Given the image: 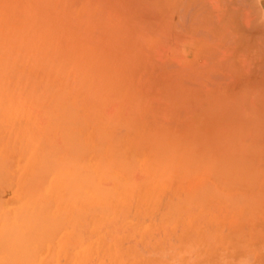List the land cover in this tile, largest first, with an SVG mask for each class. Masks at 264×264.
Returning <instances> with one entry per match:
<instances>
[{
  "label": "bare ground",
  "instance_id": "bare-ground-1",
  "mask_svg": "<svg viewBox=\"0 0 264 264\" xmlns=\"http://www.w3.org/2000/svg\"><path fill=\"white\" fill-rule=\"evenodd\" d=\"M28 1H26V2H28ZM48 1L51 2V3L48 2L49 5L52 3H56V2H57L56 5H59V1H64L63 3L65 5L70 4V6H68L67 8H71V7L77 8V6L80 5L81 11L83 9H85L82 11L84 13L80 16V19L76 18L77 19L76 21L74 19V21L70 25H73L76 27L78 26V28H81L82 31H80L79 29L77 31L85 33L86 37L88 38V43H89V41H90V43L96 42L99 34H101V33L104 34L103 32H105V29L102 28V30H101V28H100V30H98V31L99 32L101 31V32L99 33L96 31L97 27H103L107 24H109L108 27H110V25H111V28H108V29L105 26L107 29L106 32H108L106 34L107 37L105 38V40L107 41L108 37L109 38L112 37L113 39L111 38V40H109L108 43L104 42V44H107V45L101 47L100 48L101 52L99 51V53L102 54L106 50H109L111 52V50H113L112 49V45H113L112 40L114 42H116L117 47L122 44V46H120V48H119L120 50H121V47L124 46L123 43H121L120 45L118 44L120 42V41L118 42V40L119 39L121 40L123 38V37L121 38L120 36H119L120 38L117 37V35L121 34V33L117 34V32H119L118 30H120L119 27H121V25L118 22L115 24V17L112 15V13H114V12H112L111 8H107L108 5L107 6L104 5L103 7L100 6V3L102 1H98L99 2L98 4L95 3L96 2L95 0H68L69 2L67 0H48ZM107 1L109 4L111 0L110 1L107 0ZM164 1L165 2L161 3V4H166V1H167L168 7L165 6L164 8L165 9L168 8V11H169L170 6H173L171 8L172 11L177 9L176 11L178 13L179 22L175 21L176 17H173L174 19H172V17H170V16L166 17V15H168V14H166L164 16V17H166V19L167 18L169 19V17H170V20L172 19L171 21H175L177 23L176 26H175V23L172 24V26L174 25L175 27H177V28H175V30H174V28L173 29H167L168 27L166 29H162L166 26L164 25V27L162 26V28H161V26H159L160 21L158 22V19L156 17H153V18L150 17L151 19L150 18L146 19L148 17H146V18L144 17V16H148V15L153 16V14H156V13L159 14L158 13L159 9L157 10L156 7L159 6L160 2H163V0H135V3L139 2V4L136 5L137 9H139V13L136 11L135 5H133L134 1H133V4H131V5H130V3H132L131 0L130 1L127 0V2L129 3V4L127 3L128 5L122 4L121 1H119V2L125 8L124 9L121 6L122 12H123V10H126L127 9L126 7L129 5L130 6L128 7L129 8L128 10L132 11V9L135 8L134 9L135 13L130 18H133V17L136 18L137 15H138V17H139V15H143V16H141L142 18H140V17H139V19L137 18L139 21L136 20V21H138L137 22L138 24L136 23V25H138V29L140 31V32H137V33H139L138 37L140 39L144 38L148 34V33L146 34V31H149V32L151 31L150 33H152L154 31L158 37H159V35H160V37H162L161 38L162 42L160 41V43H161V45L165 46L164 48H166V49H164V50H166V52H167L168 51L167 48L169 49V46L168 47L166 46L168 44V41L165 40L166 38L171 40L169 42H172V43H174L173 37L175 38V40L178 39L177 41L181 40L184 43L185 39L183 38V40L182 39L179 40V38L182 37V36L180 37L179 35L183 34L184 36H186L185 33L190 32L191 33V35H190L191 41L189 40L188 42H191L193 46L200 48V50L206 49L205 53L210 51V54H208V56H206L205 53L202 54L204 52V50L202 51V53L199 52L200 54L196 53L198 55V57H200V55L202 56V60L205 58L203 61H201V63L196 65L197 67H195V69L197 71H190V70H193L194 68L188 69L186 67L187 65L186 66L183 65L186 62L182 63L183 62L182 60L185 61V59H181L180 61H182V62L179 61V63H180L179 65H176V63L175 64L173 63L174 65L178 66V67H175L174 70H173L174 66L172 64H170L173 66V67H171L172 71L170 70V72H168V73H165V71H164V73L167 74V75H165L163 73L164 76L169 78V81L167 80L168 78L161 81L165 85H166V83H164V82L165 81L167 82L168 87L166 89V86H165L166 90H168V88L174 84H177L179 87L181 84L184 85L182 83L183 81H185V83L187 82V85L188 84L191 85V83H193V85H194V83H198V85H200L201 88L203 87L202 89L199 88L200 91L198 89H195V86H193V88H191L192 90L194 89L193 93H194V91L198 90V93L201 95L200 101L203 102V105L198 104V102H197L198 105H194V106L191 105V106H193V107H191L188 105L186 106V104L183 103L186 107L184 109H182V107H181L180 108L181 110L179 109L180 112H178V114H177V112H175L177 114V119H179L181 121L182 127L184 124H185V127H187V129L182 128L183 131H185V132H182L180 134V135L183 134V136L185 137V140L183 138L184 141L181 139L178 141V143L176 142L175 145L172 144L174 147L171 145L172 142H169L170 146L168 144V146L166 147L167 150H165L166 148H163V147L160 150H159V148L157 149L156 148L157 145L161 148V144L159 145L158 141H157L158 144L156 142H155V144H152V145L150 142H149L150 144L148 143V145L151 146V148L153 145L156 146L155 148L158 150V151H156V152H158L157 153L158 156H157V158L154 157V159L156 162L159 161V163H158L159 165L161 163V165L159 166L160 168H158V169L157 168H151V167L150 168H151V170L154 169L155 173H153V174H155V177L157 176V179H156L157 181L160 180V176L163 177L165 175L164 178L166 179L167 175H169V174L173 175L174 174L173 171L179 172L180 175H178V174L177 175L179 176L180 181L181 180L183 181L185 179V177L186 178L189 177V175L187 176L188 172H190V177L187 179L188 181L192 177L191 175H197V174H199V172H203L206 174V176L208 175V177L211 178L212 182L217 183V184L221 183V184H218V186L216 184H214L217 187H219V185H222L223 182H225V184L222 185L221 187L224 186V188L229 186V185L227 186V184H229V182H230V185H232V186L234 184L237 186L243 185L242 188L244 190V193H242V194H244L245 197L242 198L244 201V202L243 201L242 202H243L244 208H245V214H246L245 219H246V229H247L246 230V236H245L246 237V242H245L246 244L244 245L246 247V249H245V261L246 262L245 261L244 262H245V264H264V5H263V0H164ZM1 2L2 3H0L1 4L0 9H1V6L4 5L3 7L6 10L5 16H7V18L10 20L9 21L6 17H4L7 20V24L12 21L13 17L14 18L16 17L17 19H20V20H17L15 18V19H13V21H16V20L20 21L23 23V25L18 30L17 29L15 30L13 28L9 29V31L12 29L14 30V31L12 30L13 32L11 31L12 34H11V32H8L9 34L12 35L9 38L7 37L9 39V40L7 39V41H10V42L5 44L4 41H6V40H3V39H6V38L4 37L5 36L4 35L2 38V41L4 42L5 45H0V128L5 127L6 128L5 133L7 130H10V131L13 130L15 132L17 127L20 129L21 132L19 130L18 131L21 133V138H20L18 131H16V133H14L13 135H12V131H11V134L9 131L8 135H12V136L15 135V138L13 139V146L15 147V144H18V142H19L20 145L18 144L19 145L18 148L21 149L22 152L25 151V153H27V151H29L30 148L34 149V151L32 150L34 152L33 157L36 156V158L38 159V162L40 164V166L37 165V166H39V167H37L36 162L32 159L35 162V163H33V164H35L34 172H36L37 170L38 171L40 170V172L38 174L37 173L38 171H37L34 175H32V174L31 175L32 176H35L36 174L39 175L38 179L41 180V178H42V181H41L42 183L44 182L45 176L48 175L45 171H47V172L52 171V173H53L54 172L53 170L56 169L57 167H59L61 169V167H64L65 165H68V164L71 166L73 165V161H70L71 164L69 162H68V164L65 162V161H67L66 160L68 158L67 156H69L71 158L74 156V158H76V160L79 161L78 156L81 157L80 154H83V152L85 151V146H86L82 143V140L80 139V137L82 138L83 134L87 133L92 138V140L94 138L96 145L94 144L93 146H95V147H92L91 149H88V150L86 149V151H88V152L92 151L94 153V155L99 156V158L101 156L103 157V158L102 157L100 158V159H102L101 161L98 158L99 162H101V164L99 166L98 165L97 166L99 169H101L102 175L106 178L104 167H105V169L109 170L112 167H114V165H113V163L112 164L111 163H108V164L104 163V161H103L104 156L101 154V152L104 150V149L102 150L103 145L105 143L111 144L110 148L112 147V149H111L112 151L109 150V152L113 153L114 152L113 148H114L117 150L118 153L115 151V153H113L112 155L114 156V154L115 155L119 154V156H120L121 153H119L120 151L118 150L119 149L118 147L120 146L119 140L121 139V137L123 135L122 130L123 129H125L124 131H128L129 129L133 130L132 127L135 125V122L140 119L139 117L143 116V118H144V115H145L144 113H145V111H147V107L145 109L143 108V107H145V105L143 104V100L140 99V97L136 98L137 96L140 95V94H138V92L139 91L142 92L143 90H141L140 87L137 90L135 88L134 89L132 88L133 91L135 90V92L137 94L133 100V104H135V105H134V107H132V106H130L131 105L130 103L126 104V106L123 108L124 110L122 109L123 112H122V118H121L117 114V110H116L117 107L115 106V103L117 101H119L118 97H117V95L119 96V93L116 94V92H118V91H116L111 86V84H110L111 82L109 83L107 81L108 78L106 75V69H110V68L113 69V67L115 65L114 63L117 64L119 58H117V61L113 60V59L107 57L109 54L106 55V53H105L104 56L100 55V57H98L99 59L95 56L97 60L94 61V57H92L90 55L88 56V54H85L88 57L85 56L83 58V56H80L79 59L78 58L76 59V56L66 55V57H67V61H66L63 59V55L61 56L62 58H60L59 56H55V55H58V53H57V51H59L58 49L60 48V50H61V47L58 44L59 40L56 43V40L53 39L52 41H54L55 43L54 42L51 43V42H47V41L45 42L44 41L45 39L44 40L42 39V34H43L42 30H44V29H41V27L43 25L49 24V22L44 15H43V17H45L46 19L45 18L44 19L47 21H44L43 19H41V18H43L42 14H44L43 11H45V9L41 8V9H39L40 11L34 9L35 6H38L37 5L38 0H32L31 4H30L31 6H29V5L26 6L28 3L25 4V3H20L18 1H13V0H12V2H11V0H9V1L1 0ZM41 2H42V0H39L40 4L39 3L38 4L42 6ZM120 4H117L114 7H116V8L119 7V9H120ZM81 7H82V9H81ZM162 8H163V5H162ZM52 10H53V8H52ZM57 10H60V9H57ZM57 10L55 12H57ZM37 11H39L40 13H38ZM65 11H64V15H65ZM90 11H93V14ZM131 11H129V12L131 13ZM164 11H167V10H164ZM164 11L162 13L163 15L165 14ZM176 11H174V12H176ZM55 12H53V13H55ZM86 12H87V15L89 16V18L87 15H85L87 18H83V17H85L84 14ZM1 13L2 12L0 10V14ZM62 13H61V16H64V15H62ZM2 14H4V13H2ZM39 14H40V16H39ZM176 14H175V16H177ZM91 15L94 17L92 18ZM117 15L118 14H116V16ZM38 17L39 18L41 17L40 20H42L40 22V24L38 23V21H39ZM119 18L118 19L116 18V19L119 21V20H121V18L120 19ZM154 18H156L155 19L156 21H153ZM0 19H1V17H0ZM122 19H123V21L121 20L122 21L121 24H123V26H125V27H122L123 30H124V28L126 29L127 26H128L127 27V29H128L130 24H126V23L124 24L125 20H124V18H122ZM166 19H165V21H163L164 24H166L165 23ZM170 20L167 23L171 22ZM161 21H162V19H161ZM0 22H2L1 24L4 25L3 28L6 29V27H7L6 30L2 29V32H7L8 27H10V26H6L2 20H0ZM20 22H17V23L19 24ZM129 22H130V19H129ZM17 23H16V25H17ZM130 23H132V21ZM1 24H0V26H1ZM40 25H42V26H40ZM65 25H67V24H65ZM90 25L95 26V28H94L95 30H93V31L97 32L98 36L97 35H96V37L94 36V33L92 32L93 27L91 28ZM112 25H113V27H112ZM114 25L119 26L118 29H116L117 32L116 31L114 32V34L115 33L117 34V35L115 34L116 35L115 38L117 37V39H115L114 36L110 37V35H108V34L112 33V31H111L112 29L114 30L115 28H117V27L114 28ZM136 25H133V23H132L131 26H136ZM167 25L169 27H172V26H170V23ZM45 27L46 26H43L42 28H45ZM89 28H91V30ZM57 29L53 33H55L56 31L59 33V31ZM73 29H74V27H73ZM108 30H110V32ZM131 30L133 31V34H134L135 33L134 29L132 28ZM45 31H46V33H49V30H48V32H47V30H45ZM72 31H74V30H72ZM120 31L122 32V29ZM128 31H129V29L126 30L125 33L126 32L128 33ZM143 32H145V33H143ZM183 32H185V33H183ZM58 33H57V35H58ZM125 33L121 34L122 36H124V38L126 37L124 35ZM85 35L84 36L81 35V36L85 37ZM151 35H150L151 38H149V39H152L153 35L152 36ZM90 36H93L92 38L94 39V41ZM154 36H155V34H154ZM239 37L244 39V40H242L243 43H244V41L246 43H244V44L237 43V41L239 40ZM10 38H11V40H10ZM85 38H83V39H85ZM134 38L136 39L135 35H134ZM155 38H156V36H155ZM99 39H100V36H99L98 40ZM140 39H139V43H140ZM153 39H152V41H153ZM64 40L61 39L62 44H64ZM124 40H126V38L123 39L122 42ZM177 41H175V42H177ZM97 42L99 44V41H97ZM158 42H159V40H157V43ZM142 44H144V41ZM155 44H156V42H155ZM73 45H75V44H73ZM157 45H159V43ZM157 45H156V48L161 46V45H159V46H157ZM171 45H173V44H171ZM65 46L66 45L64 44V47ZM116 46L114 44V47H115L114 49L117 51L118 48ZM138 47H140V46H138ZM207 47H208L209 51L207 50ZM66 48H70V47L66 46L65 49ZM102 48H104L106 50H104ZM156 48H155V50L157 51L158 48L157 49ZM175 48L176 47H174V49ZM177 48H176V50H177ZM136 49H135V52L132 51V54H134V53L139 54L140 53V52L139 53L136 52ZM181 49H182L183 53H186V54L190 53V52L188 53V51L185 52L184 47H180V49H179L180 52H181ZM153 50H154V48H153ZM164 50H162V51H164ZM142 51H144V50L142 49ZM250 51L253 53V56H251V57L252 58L254 57L253 58V61L255 60L254 63L251 62V59H250L251 57L248 58L250 55L249 53H251ZM148 52H149V50H148ZM148 52L146 51V55ZM151 52H153V51H151ZM159 52L164 55V52H161V51H159ZM121 53H118V54H121ZM123 53H125V52H123ZM175 53H177V52H175ZM247 53L249 54L248 57L246 55ZM143 54H145V53H143ZM156 54H159V53H156ZM139 55H142V54H139ZM170 55L168 57H170ZM181 55L186 56L185 54H181ZM190 55L191 54L188 55L189 58H190ZM203 55H205L206 57L203 58ZM11 56L15 57L14 61H16L17 59L20 60V64H17L16 67L21 65V64L23 65L22 69H27L26 67H28V68L30 67L29 69H31V70L33 69L32 70L33 73L36 71V75H33L31 72V75L28 74L29 75L28 76L24 70H18V71L16 70V72H15V66H14L15 62L13 63V65L10 63L12 61L9 62ZM125 56L126 57H130V56L133 57V55H130V54L125 55ZM148 56H151V54L148 53ZM148 56H146L147 57L146 60L143 59L144 61L142 59H141L142 61L138 60V59L136 60V57H133L136 64H133V63H135L133 61V59L131 60V61H133L132 64L134 66L137 65L139 67V64H137V62L141 61V63L144 64L145 61L149 60ZM174 56H177V55L174 54V55H172L171 58L173 59ZM69 57L71 58L70 60H72V62L69 60ZM126 57H123V60H125ZM156 57L158 58V55ZM160 57H162V56H159V58ZM177 57H180V55ZM193 57L194 56L192 55V57L190 59H192ZM120 58H121V55H120ZM151 58H153V60ZM151 58L150 59L154 62L153 55ZM164 58H165V56H164ZM180 58H183V57H180ZM73 59L75 61H73ZM130 59L131 58H129V60ZM179 59H176V60L178 61ZM249 59H250V61H249ZM121 60H122V58H121ZM121 60L119 59V62ZM127 61H128V58H127ZM157 61H159V60H157ZM162 61H164V59ZM162 61L160 60V62H157V63L160 64L159 66H161L162 68H165L164 66L168 65L171 60L168 59V61H165V65H163L164 62H162ZM186 61H187V59H186ZM196 61L194 60L195 63H196ZM153 62H151V63H153ZM172 62H174V61H172ZM199 62H200V60H199ZM149 63H150V61H149ZM166 63H168V64H166ZM189 63H190V61H189ZM192 63H193V61H192ZM195 63H193L192 65L195 66ZM120 64L122 65V63H120ZM151 66L149 64L148 68ZM143 67L144 66H142V68ZM145 67H146V65H145ZM152 67H151V70H152ZM188 67L189 68L191 67L190 64ZM29 69H28V71H29ZM136 69H138V68H136ZM144 69L145 68H143L141 70H144ZM166 69H168V68H166ZM90 70L92 72H90ZM147 70L151 71L149 68V69H146L145 72H147ZM127 71H128V68H127ZM159 71H160V69H159ZM145 72H144V74H145ZM148 72L146 74H148ZM152 72L154 74V71H152ZM136 73H138L137 75H139L141 72L138 71ZM142 73H143V71H142ZM146 74L143 76V78H145ZM160 74L161 73L159 72L158 75H160ZM53 75H55V76L57 75L58 78L62 77L61 79L65 80V84H67L66 81L70 78L71 79L70 89L68 88L69 85H67L68 89H65L66 86L64 87V89H59L58 87H56L58 85L56 83L54 84V79L57 81L58 78L57 77L55 78ZM142 75L140 74L138 76V78ZM63 76H65L66 78H64ZM95 76H96V79H95ZM154 76H156V78H157V75H154ZM143 78L141 77L140 79H142V81H143ZM170 79H173L174 82H172L173 80L170 81ZM224 80L226 81V83L229 82L228 80H235L233 82L230 81L231 84L228 83V84H230L231 88H232V86L236 87V88H234L235 91L233 93L231 92L233 90L228 91V93L231 92L230 94H228V93H226V91L224 89H220L223 87V84H225L224 86H226V83L223 82ZM158 82L160 83V81H158ZM170 82H171V84H170ZM179 82H180V84H179ZM189 82H191V83H189ZM141 83L142 82L140 81L139 84H141ZM148 83H149V81H148ZM68 84H69V82H68ZM130 84H131V82H130ZM142 84L144 86L146 83H142ZM146 85H148V84H146ZM187 85L185 87H189ZM198 85H197V87H198ZM135 87H137V86H135ZM145 87H147V86H145ZM172 87L175 88V85ZM215 87L219 90L220 93H217L216 91H214V94H211L210 89L211 88L213 89ZM62 88H63V86H62ZM159 88H160V86L156 89V91L159 90V93H158V91H157V93L154 92V93H156V95L158 94L156 98L161 99V97H162V100L164 98L167 99V97H165V96H167L165 90L161 91V89H159ZM174 88H172V90ZM181 88H177V89H179V91H177V92H180ZM227 88L225 87V89H227ZM76 89H78V90H76ZM182 89H183V91L185 90L184 87ZM191 89L186 88L185 91L190 90L188 92L191 93V91H192ZM74 90L78 91V93H79V91L82 92L83 98L84 97L87 98L86 99L87 102L90 101L93 103V105L88 106V107H84V110H80L76 107V105L79 104V102H76V104L74 103V105L71 106L72 104L69 103V100H70L69 98L71 96H75V94H73ZM150 90H151V87H150ZM113 91H116V92H113ZM160 91H161V93H160ZM163 92L165 93V95ZM177 92H173V93L176 94ZM190 93H188V95ZM115 94H116V96H115ZM159 94L160 95L163 94L164 96H160ZM177 94H179V93H177ZM180 94H181V96L184 94L186 96H188L186 94V92L184 94L180 92ZM148 95L150 97L152 96V99H153V96H155V94L150 95V93ZM169 95H168V97H169ZM172 97H173V95H172ZM67 99H68V101H67ZM79 99L81 100V98H78L77 100H79ZM170 99H172V98H170ZM175 99H176L175 103H177L179 100L177 101V97ZM147 100H149V99H147ZM184 100H186V98ZM65 101H67V103ZM84 101H85V99H84ZM181 101H182V99H180V102ZM82 102H83V100H82ZM68 103L70 105H68ZM124 103L125 102L123 101V106L125 105ZM85 104H86V101H85ZM181 104H179V105H181ZM188 104H190V103L188 102ZM87 105H89V103ZM179 105H178V107H179ZM184 105H183V107H184ZM112 106H113V108H112ZM98 107L101 109V111H98V113H97ZM160 107L163 108L161 111H163L166 108V106H165V108H164V106H160ZM169 107L167 106V109ZM172 107H173V105H172ZM148 110H149V107H148ZM151 110L154 114L152 113L153 114L152 116H151V114L149 116H146L148 118L147 120H150L149 124L151 122L153 124L152 127L149 125L150 129L151 128L153 129V127L158 128V125H159V129L162 126L163 127L162 129L165 130L164 122L169 121V119H168L169 116L166 115L167 110H164V113H162V114H161V111H159L161 115L160 114H158V115H160V116H158V115L156 116L155 114H157V113H155L152 108H151ZM165 111H166V113H165ZM192 111L195 113L197 112V114L199 112L202 115V117L208 122V125H210V127H211L210 135H204L203 133H196L195 134V132H194L195 130H192V128H191L193 123L191 122L192 123L191 126L188 123L189 117L190 116L192 117L195 114V113L193 114ZM99 112H100L101 116H100ZM147 112H149V111H147ZM169 112L174 113V111H171V110ZM149 113H146V115H148ZM169 114H171V113H169ZM10 115L15 116V117L17 115H19L20 118H21V116L26 117V118H28L29 122L26 121V124H25V122H23V120H22V122H23L22 123L21 119H20L19 125L21 127H19L17 125H16L17 127H15V124H14V127H12V125H11L12 123L8 124V122H7L8 119H10V117H8ZM154 115H155L156 119H155V117H153ZM4 118H7V119H5L6 121L4 120ZM13 118L11 117V119H13ZM200 118H201V116H200ZM170 120H171V118H170ZM13 121L15 122V119H13ZM17 122H15V123H17ZM33 122H34V124L29 127V124L33 123ZM99 123H102V124H99ZM186 123L190 126V128H189V126H187ZM22 124L23 125L25 124V125L22 127ZM165 124H167V123H165ZM181 124L179 123L180 127H181ZM102 125L104 127H108V128L111 127L110 129H114L115 131L111 130L110 131L111 134H110L109 132H107L108 130H106L108 128L102 129V127H101ZM192 127L194 128V126H192ZM12 128H14V129H12ZM102 130H106V132L102 131ZM158 131L161 134V137L163 138L162 133H161L162 131L161 132H160V130H158ZM186 131H188L189 134H188V132L186 133ZM5 133L2 134V129H1V133H0L1 136L0 137H2L4 139L5 135H7ZM107 134H110V135H107ZM156 134L157 133H155V135ZM8 135H7L8 139L5 137L8 140V142H6L7 140H5V142L3 143L2 138H0V141L2 140L1 143L3 144L4 147H6V146L9 147V145H8L9 140L12 139L11 138L12 136L9 137ZM23 135L25 137H23ZM146 135H145V137H146ZM165 135H166V132H165ZM173 135H174V133H173ZM156 136L160 137L159 135H156ZM167 137H166V139H168ZM171 137H172V135L169 136V138H171ZM115 138L116 139L118 138L117 142H119V143L116 142ZM175 138L178 139L177 137H175ZM15 139L18 140L16 143H15ZM107 140H108V142H107ZM160 140H161V142L163 141L162 139H160ZM164 140H165V137H164ZM138 142H143V141L141 139V141L138 140ZM145 142H147V141H145ZM114 144L117 148L114 147ZM10 145H12V143ZM91 145L92 144H90V146ZM117 145H119V146H117ZM137 145H138V143H137ZM144 145H146V144H144ZM10 147L13 148L12 146H10ZM196 147H199V148L201 147L199 153L193 151L194 148L196 149ZM15 148L17 149V147H15ZM15 148H14V150H16ZM151 148H148V149L150 150ZM169 148H170V151H168ZM163 149L165 151H162ZM190 150L193 151L192 155H191ZM53 151L55 154L58 153L59 151L64 152V156L66 159L64 158V160H63L64 162L62 164H61L62 161L58 162L57 158H56V160H55V158L53 160V158H52L53 155H51V152H53ZM86 151H85V153H86ZM150 151L153 152V150H150ZM35 152H37V154ZM165 152H166V154H165ZM200 152H201V154H200ZM54 153H52V154H54ZM193 153H194V155H193ZM153 154H154V152H153ZM162 154H164V155L162 156ZM112 155H111V158H112ZM152 155L150 156V158L151 157L153 158ZM159 155L162 157H160ZM181 155L186 158V161L189 159L188 160L189 162L182 161L181 158H179ZM198 155H199V158H198ZM119 156L117 155L116 157L117 158L123 157V156H120V157ZM7 157L5 158L6 161H5V159H4V161L2 159H0V160H2V162H0V166H1L0 168H2V170L0 169L1 170L0 172H3V171L6 172L5 175H8L7 174L8 172L5 171L6 170L5 167H7V163L10 162V161L7 162V160H8ZM114 157L112 159L116 160L117 158H114ZM31 158H32V156H31ZM177 158H178V160L179 159L181 160V163L183 162V164H184V165L182 164L183 166L176 163ZM86 159H87V157H86ZM112 159H109L108 161L110 162V161H112ZM10 160L12 161L11 158H10ZM68 160H70V159H68ZM131 160H132V158H131ZM117 161H116L117 162L116 165L117 164L119 165L120 162H122L123 170L126 167L125 173L123 172L122 168L118 167V169H121L119 171H121L122 174L124 173V176L122 179L119 178L118 175H116L118 178L116 176L112 175V177L113 176L116 177V180L118 179L116 182L117 184L119 183L118 187L119 186L122 187V188H120L122 190L127 189V190H129V192H130V190L131 191L132 190L133 191L140 190L139 189L140 185H142L141 183L144 182V181H142V179H145V178L139 179L138 177H140V175L139 176L136 175L137 170H136V168H134L135 162L132 161V163H133L132 164L131 161H129L131 163V164H129V162L126 161L125 162L126 166L123 167V165H125V163L123 164V161H125V159L121 158L120 162H119V159H117ZM152 161H153V159H152ZM152 161H150V163ZM3 162H6V164H4ZM59 163L62 166H60ZM84 163H83V165H84ZM127 163H128V166H127ZM28 164H30V163H28ZM33 164L31 165V167L33 166ZM105 164L107 167H108V165L111 164L112 167L110 166L111 168L109 167V169H108V168H106ZM69 165L67 167H70ZM75 165H76V163H74V166ZM179 165H180V167H179ZM205 165H206V167H204ZM10 166H12V165H9V167ZM78 166L81 167V165H78ZM78 166L76 167L77 169L80 168ZM86 166H84V167H86ZM150 166H151V164H150ZM201 166H203L204 168ZM48 167L52 168V170H50V168L48 169ZM135 167H136V165H135ZM188 167H190V168H188ZM200 167L202 168V171H201V169L198 170V168H200ZM35 168H37V169H35ZM76 168H74V169L71 168V170H70L71 174H68V175H66L67 173L66 174L62 173V171H60L58 173L57 172L58 169H57V171H55V172H57V174H55V172H54V174L56 176H61V174H64L63 177L61 176L60 178H62V179L64 178L65 180L67 179L66 182L64 180L62 182V183H65L64 184L65 186L63 185V187H62L63 188V195L61 194V196L66 197L67 200H69V198H70L71 201L73 200L71 198H74L75 203H76V201H79V200L80 201L84 200V199L86 200L88 198H86V195L82 193V191H84V188L86 187L85 189L88 188L87 190H91L92 192H94L97 200H100L103 196H104L103 198H105L106 195L108 196L111 193H112L111 197L113 198L115 191H113L112 188H110V187L108 188V186L105 185L106 187L103 189L102 186H101V188H100V186H98L99 183L95 184V181L93 180V176L90 173L92 171L91 169L89 172V170H88L89 168L88 169L86 168L88 171L84 170V172H83L82 171L83 167H81L82 169L80 168V171H82L83 172L82 173V172H78L79 169L77 170ZM187 168H188V170H187ZM72 169H73V171H72ZM75 169H76V171H74ZM116 169H115L114 174H116ZM159 169H161V170L159 171ZM193 170L197 171L198 173L196 172L197 174L196 173L192 174ZM4 172L2 174H3V177L6 181V178H8V177L5 178ZM96 172H98V171H96ZM110 172H112V170ZM25 173H26V171H25ZM150 173L152 174L151 171H150ZM157 173H159L160 176L156 175ZM183 173L185 174V176H182ZM14 175H13V178L15 177ZM43 175H44V177H43ZM144 175L146 176V178L149 176V175L143 174V176ZM177 175H175L176 178H178ZM21 176L23 177L24 175H21ZM32 176H28L27 180L29 177H31V179L29 178L30 179L29 181L34 183V179L32 178ZM108 176H110V175H107V177ZM180 176H182L184 178L181 179ZM200 176H197V177H200ZM202 176H204V174H202ZM112 177H111V180L113 179ZM155 177H153V178H152V176H151V178L149 177L148 181H150V180L152 181V179H153V182H154ZM0 178H2L1 175H0ZM168 178L166 180L171 181V179L174 177L170 176ZM24 179L26 182V177ZM38 179H36V181ZM162 180H163V178H162ZM175 180L177 181V179H175ZM29 181H28V184L30 183ZM36 181L34 184L41 183L39 181H37V182ZM53 181H54V179H53ZM148 181H146L142 186H145V184L148 183ZM172 181H173V179H172ZM176 181H174V183L178 182V181L177 182ZM1 182H2V179H1L0 183ZM226 182H227V184H226ZM33 183H31V185H27V186H23V184H22L23 190H26V192L25 191H22V192L27 194L29 190H31V192L34 191L33 188L30 189V187L32 186ZM62 183H61V186H62ZM207 183H205L203 186H200L201 188L199 187L200 189H198V191L196 189L197 193L195 192L196 194H194V196L197 195L199 192H201L204 195L206 193V195H214V196L217 195V193H218L217 196H219V192L217 190L216 191L213 190L215 187L213 188L212 185L210 186V185H208L209 183L208 184ZM105 184H108V183L105 182ZM109 184H111V183H109ZM170 184H171V182H170ZM8 185L9 184L7 182V186H5V187L6 188L9 187ZM24 185H25V183H24ZM149 186H151V184ZM25 187L28 189H24ZM59 187L60 186H58V188ZM115 187L117 188V186H115ZM3 188H1V190H3ZM107 188H108V190H107ZM224 188H222V189L226 190ZM228 188H230V187H228ZM234 188L236 189V186ZM1 190H0V192H2ZM4 190L6 191V189H4ZM109 190H111V191H109ZM60 191H61V189H60ZM207 191H209V192L207 193ZM212 191H214V193H216V192L217 193L216 194L211 193ZM227 191H228V189H227ZM238 191H239V188H238ZM122 193H123V191H122ZM136 193L138 194L137 191H136ZM201 193H199V194L201 196H203ZM2 194H0V195H2ZM98 194H99V197H101L100 199L97 198ZM199 194H198V196H199ZM20 195H23V194H20ZM92 195L93 194L90 195L91 197L87 196L90 198L89 200H93L92 199L93 197L95 198V196L93 195V197H92ZM126 195H127V193H126ZM236 195L237 194H234V196H236ZM33 196H34V194H33ZM132 196H134V195L132 194ZM194 196H193V198H194ZM41 197L43 198V197H47V196L46 195L45 196L40 195V198ZM111 197L109 198L110 202L112 201ZM114 197L116 198L117 196L114 195ZM120 197H121V195H120ZM195 197H197V196H195ZM36 198H34V200ZM40 198L38 197V199H40ZM48 198H50V197H48ZM52 198L53 197H51V199ZM107 198L108 197H106L105 199H107ZM197 198L199 199L200 197H197ZM0 199H2L1 196H0ZM62 199H63V197H62ZM117 199L118 198H116V200ZM120 199L121 198H119V200ZM198 199H196V200H198ZM42 200H44V199H42ZM42 200L40 199L39 202H41ZM116 200L113 199V202ZM194 200H195V198H194ZM52 201H53V199H52ZM62 201H60V202H62ZM187 201H189V200L187 199ZM187 201H185V202H187ZM32 202H33L32 206H34L35 203H38V200H37V202L35 201V203L33 200H32ZM43 202H45V201H42V204L39 203V204H41V207H40V205L35 204L36 206H34V207H36V208L33 207L30 210L27 209V211L29 210L31 212L25 213L26 215L23 214V217H21L22 216L21 213L23 212L22 211L20 213L21 216L18 215L20 219L22 218L20 221L21 222L20 225L17 224L14 226V224L11 223V224H13V226H12V225H9L10 223L6 224L4 221H2V224L5 223L3 225V229H2V226L0 224L1 229L5 235L2 237L3 234L0 233L1 234V236H0L1 237L0 238V247L2 248V252H4L5 256H6V254H8L7 256H9V254H10V256L12 255L9 258L7 257L8 258V260H7L8 262H6L7 264H12V263L14 264L16 262H17L16 264H39L41 259L39 261H37L38 255L40 254V253L38 254L37 251H38V248H40V245H41V247H43V245H45L44 243H46L48 238H49L48 241L49 240L51 241L53 239L49 236L51 234H54L52 232L56 233L58 231V228H62V227H59L60 224L62 226L67 227V225H65V224L69 223V222H67V220L70 219L69 213L71 212L69 210L70 207L68 206L69 203L66 202L67 206H68L67 212L69 211L68 212L69 215L68 214L65 215V217L68 218L67 220L65 219V222H66L65 223V222H62V220H61V217L64 216L63 214H59L57 216V214H58L57 213L55 215V217H53L50 214L51 216L48 215V216H50L49 217L50 219L45 217L46 212L49 213L50 210H48L49 209L48 199H47L46 203H43ZM171 202H172V200L169 202L171 207H172L174 204H171ZM185 202H184V204H187V203L190 204L191 203V202L190 203L189 202L185 203ZM139 203H142V202H139ZM46 204H48V205H46ZM76 204L80 205L81 203L79 202ZM176 204H177V202H176ZM179 204H180V202H179ZM234 204H236V202ZM82 205H83V203H82ZM111 205H112V203H111ZM170 205L168 206V208L170 207ZM30 206H31V204H30ZM45 206H47V208ZM64 206H62L63 209L65 208ZM94 206H96V205H94ZM50 207H51V204H50ZM80 207H82V206H80ZM89 207H91L93 209V206H90V205L87 207V209H86V207H84L85 208L84 215H86V213H89L88 209L90 211H95L94 209L92 210ZM113 207H114V204H113ZM27 208H30V207H27ZM77 208L78 209H74V210L75 211L78 210V212H79L80 211L79 207H77ZM21 210H23V209L21 208ZM21 210H19V212ZM169 211H171V209ZM25 212H26V210H25ZM58 212H60V211H58ZM16 213H17V211H16ZM62 213H65V212H62ZM76 213L77 212L72 214L73 215V217H71L72 221H73V219L83 218V217H81L83 215L82 212H80L79 214H76ZM61 215H63V216H61ZM16 216H17V214H16ZM59 216H61V217H59ZM76 216H78V217H76ZM163 217H165V216H162V218ZM4 218H5V216H4ZM82 220H84V219H82ZM86 220H88V218H86ZM74 221L76 222V224L79 223V222H77V220H74ZM74 221L72 224L75 223ZM6 222H7V220H6ZM62 223H65V224L63 225ZM102 223H103V221H102ZM72 224H69V225L72 226ZM85 225H87V223ZM75 226L78 227V225H75ZM79 226H80V224H79ZM4 227H6V228H4ZM56 227H57V229H56ZM21 228H22V231L20 230ZM69 228H71V227H69ZM72 228H73V226H72ZM79 228H82V226H80ZM5 229H7V232H5L6 231ZM19 230L21 231V233H19ZM50 231H51V234L49 233ZM74 231L77 232V229ZM23 232H25V233H23ZM76 232L74 233V235L75 234L78 235ZM58 233H59V231H58ZM82 235L83 234H80L81 240L83 239ZM74 237H72V239ZM211 240H212V238H211ZM65 241L63 242L64 244H65ZM50 243H52V241ZM71 243L72 242L66 243V246L70 245L69 249H67V250H70L71 246L73 245V244L71 245ZM65 250H66V248H65ZM55 251H57V249ZM52 252L50 253V255L52 254ZM42 253H43V251H42ZM50 255H48V256H50ZM156 255H158V254H156ZM14 256H15V258L16 257L17 258L15 259ZM48 256H47V259H48ZM52 256L53 255H51L50 257L53 259L54 256L53 257ZM1 257L3 258V255ZM7 258L6 257L3 258L4 261ZM170 259H171V257H170ZM9 261H11V262H9ZM42 261H43V258H42L40 263L44 264V263H42ZM45 262H48V260ZM239 262H241V261H239ZM172 263H174V261ZM165 264H167V263L165 262ZM169 264H171V263H169ZM222 264H224V263L222 262Z\"/></svg>",
  "mask_w": 264,
  "mask_h": 264
},
{
  "label": "rangeland",
  "instance_id": "rangeland-1",
  "mask_svg": "<svg viewBox=\"0 0 264 264\" xmlns=\"http://www.w3.org/2000/svg\"><path fill=\"white\" fill-rule=\"evenodd\" d=\"M4 1V0H3ZM5 1H9V0H5ZM13 1H18V2H20V3H28L26 6H31L30 4H31V1L32 0H26V1H28V2H26L25 0H13ZM22 1V2H21ZM68 1V0H67ZM96 2L95 3H99L98 1H102L101 3H100V6L101 7H103L104 5L105 6H107L108 5V7L107 8H111V10H112V12H114V13H112V15L115 17V24L118 22L120 25H121V27H119L118 25H114V28L115 27H117V28H115L114 30L112 29L111 31H112V33L111 34H108V35H110V37L111 36H114V38H115V36L118 34V33H121V34H123V33H125V31L126 30H128L129 29V31H128V33L126 32L124 35L126 36L125 38H126V40H124L123 42H122V40L123 39H125L124 38V36H122L121 34H119V35H117V37H123L121 40L119 39L118 40V44L120 45L121 43H123V47H121V50L119 49L120 48V46H122V44L120 45V46H116V42H114L113 40H112V42H113V45H112V49L113 50H111V52L109 51V50H106V49H104V48H102V49H104V50H106V51H104L102 54L101 53H99V51H100V48L101 47H103V46H106L107 44H104V42H107L108 43V41L109 40H111V38H109L108 37V39H107V41L105 40V38L107 37V33L108 32H106V30L108 29V28H111V25H110V27H108L109 26V24H107V25H105L106 27H107V29H106V27L105 26H103V27H97V29H96V31L97 32H99L98 30H100V28H101V30H102V28L103 29H105V32H103L104 34H99V36H100V39L98 40V38H99V36H98V34H97V32H94L93 30H95L94 28H95V26H93V25H90L91 26V28L93 27V29H92V32L94 33V36L96 37V35L98 36L97 37V41H99V44H98V42L96 41V42H91L90 43V41H89V43H88V38L86 37V35H85V33H82V32H79V31H77L78 29L80 30V31H82L81 30V28H78V26L76 27V26H73V25H70L73 21H74V19H75V21L77 20V19H80V16L84 13V12H82L83 10H85V9H83L82 11L80 10V5H78L77 6V8H73V7H71V8H67L68 6H70V4L69 5H65L63 2L64 1H59V5H56L57 4V2L56 3H52V4H50L49 5V3H51L50 1H48V0H42V2H41V4H42V6L41 5H39L40 3H39V0H38V2H37V5L38 6H35L34 7V9H36V10H39V9H41V8H43V9H45V11H43V13L44 14H42V17H43V15L47 18V20H48V22H49V24H47V25H43V26H46L45 28H42L43 26L42 25H40V26H42L41 27V29H44V30H42L43 31V34H42V39L46 42H54V41H52L53 39L54 40H56V43H57V41L59 40V42H58V44H59V46L61 47V50H60V48L58 49L59 51H57V53H58V55H55V56H59L60 58H62L61 56L63 55V59L64 60H66L67 61V57H66V55H70V56H76V59L78 58H80V56H83V58L85 57V56H87V55H85V54H88V56L90 55V56H92V57H94V61H96L97 59H96V57L98 58V57H100V55H105V53H106V55H108L107 57H109V58H111V59H113V60H116L117 61V58H119L120 60H121V58H122V62L120 61L119 62V59H118V63L116 64V63H114L115 65H114V67H113V69H106V75H107V81L111 84V86L116 90V91H118V92H116V91H113V92H116V94H118L119 93V96L117 95V97H118V100L119 101H117L116 103H115V106L117 107L116 108V110H117V114L122 118V112H123V108L126 106V104H128V103H130L129 105L130 106H132V107H134V105L135 104H133V100H134V98L136 97V92H135V90L133 91V89L135 88L136 90L140 87V89L141 90H143L142 92L141 91H139L138 92V94H140L139 96H137L136 98H138V97H140V99H142L143 100V104L145 105V107H143L144 109L147 107V111H151L150 113L149 112H147V111H145V115H144V118H143V116L142 117H139L140 119L138 120V121H136L135 122V127L133 126L132 127V129L133 130H131V129H129L128 131H124L125 129H123L122 131V133H123V135H122V137H121V139L119 140V142H117L118 141V138L116 139V142L117 143H119L120 144V146L119 145H117V146H119L118 148V150L120 151L119 153H121L120 154V156H123V157H120L119 156V154H117L120 158H117L116 156L117 155H115L114 154V156L112 155L113 153H115V151L117 152V150L116 149H114L113 148V150H114V152L112 153V152H109V150H111L112 149V147L110 148V145L111 144H107V143H105L104 145H103V148H102V152H101V154L104 156V159H103V161H104V163H106V164H108V163H113V165H114V167H112V165L110 164V165H108V167L106 166V164H105V166H106V168H108L109 169V167L111 168V169H109V170H107V169H105V167H104V171H105V174H106V178L102 175V171H101V169H99L98 168V166L101 164V162H99V159L102 157H100L99 158V156H95L94 155V153L92 152V151H90V152H88V151H86V149L88 150V149H91L92 147H95V146H93L94 144L96 145V142L94 141V138H93V140H92V138L87 134V133H85V134H83V136H82V138L80 137V139L82 140V143L84 144V145H86L85 146V151H86V153H85V151L83 152V154H80L81 155V157L80 156H78L79 157V161H77L76 160V158H74V156L71 158V157H69V156H67L68 158L66 159L65 158V156H64V152H58V153H54V151L53 152H51V155H53V160H54V158H55V160H56V158H57V161L58 162H61V164L64 162L63 160H64V158L67 160V161H65L67 164H68V162L70 163V161H73V167L71 166V165H69L71 168H76L78 165H81V167H83V169L80 167V166H78V167H80L81 169H82V171L84 172V170H86V171H88L89 170V172H90V169L92 170L90 173H91V175L93 176V180L95 181V184L96 183H99L98 184V186H100V188H101V186H102V188L104 189L106 186H108V188L110 187V188H112V190L113 191H115V196H117L116 198H118L117 200H116V198L114 197V195H113V198L111 197V194L110 195H106L105 196V198L106 197H108L107 199H105V198H101V197H99V194L97 195V198L98 199H100V200H97L96 199V195L94 194V192H92L91 190H87V189H85L84 188V191H82V193L83 194H85L86 195V198H88V199H84V200H79V201H76V203H81L80 205H78V204H76L75 203V200H74V198H71V199H73L72 201L70 200V198H69V200H67V198L66 197H64V196H61V194L63 195V185L65 184V183H62L63 182V180L66 182V180L63 178H60L61 176L63 177V175L64 174H66V175H68V174H71L70 173V170H71V168L70 167H67L68 165H65L64 167H61V169L59 168V167H57L56 169H54L53 171L55 172V171H57V169H58V173L60 172V171H62V173H64V174H61V176H56L55 174H57V172H55V174H54V172L52 173V171L50 172V171H45L48 175H46L45 176V178H44V182L42 183L41 181H42V178H41V180L40 179H38V177H39V175H35V176H32V175H34L36 172H34V166H35V164H33V163H35L36 162V166L37 165H39L40 166V164H39V162H38V159L36 158V156L35 157H33L34 156V149H29V151H27V153H25V151L24 152H22L21 151V149H19L18 147H19V142H18V144H15V147H17V149L13 146V139L15 138V135L14 136H12L14 133H16V131H20V129L17 127V126H19V127H21L19 124H20V122H19V120L21 119V122H22V120H23V122H25V124H26V121L27 122H29V120H28V118H26V117H22L21 116V118H20V116L19 115H17L16 117L15 116H8V117H10V119H11V117L13 118V119H15V122H17V123H15L14 121H13V119H8V124L9 123H12L11 125H12V127H14V124H15V127H17V129H16V131L14 132L13 130H11L12 131V135H8L9 133V131L10 130H7L6 131V133H5V130H6V128L4 127H2V128H0V133H1V129H2V134H7L9 137L10 136H12L11 138V140H9V143H8V145H9V147L10 146H12L13 148H9V147H4L3 146V144L1 143V141L3 140V143L5 142V140H7L8 139V137H7V135H5V137L7 138H5L4 137V139L2 138V137H0V138H2V140L0 141V159H2L3 161H4V159L7 157V162H9V163H7V167H5V171H7L8 173V175H5V173L6 172H4V176H5V178L6 177H8V178H6V181H5V179H4V177H3V172H0V175H1V177L2 178H0V181H1V179H2V182L0 183V187L1 188H3V190H1V188H0V190L2 191V192H0V194H2V195H0L1 197H2V199H0V224H1V226H2V229H3V225L6 223H10L9 225H12L13 226V224H14V226L15 225H20L21 224V219L19 218V216H21V214H22V216L21 217H23V214L24 215H26L25 213H27V212H31V211H29L30 209H32L34 206H36V205H40V207H41V204H42V201H45V202H43V203H46L47 202V199H48V204H49V209L48 210H50L49 211V213L48 212H46V214H45V217H47V218H49L51 215L53 216V217H55V215L57 214V216L59 215V214H63V215H61V216H63V217H61V216H59V217H61V220H62V222H65V219L67 220L68 218H66L65 217V215H67L68 214V212H67V209H68V206L70 207L69 208V210L71 211L69 214H70V216H69V220H67V222H69V223H67V224H65V223H62L63 225L65 224V225H67V227L66 226H62L61 224H60V226L59 227H62V228H58V231H59V233H58V231L55 233V232H52V233H54V234H51V231L49 232L51 235L49 236V237H51V238H53L51 241H52V243H50L49 241H48V239H47V241H46V243H44L45 245H43V247H41V245H40V248H38V251H37V253L39 254L38 255V259H37V261H39L40 259L42 260V258H43V261H42V263H44V264H165V262L167 263V264H169V263H171V264H222V262L224 263V264H245V249H246V247L244 246L246 243V214H245V208H244V204H243V197H245L244 196V194H242V193H244V190H243V188H242V186H237V185H230V182H229V184H227V182H226V184H227V186L228 187H230V188H228V187H226V188H224V186L223 187H221L222 185H224L225 184V182H223V184L222 185H219V187H217L218 186V184H221V183H214V182H212V180H211V178H209L208 177V175L206 176V174L205 173H203V172H199V174H197L198 172V170H200L201 169V171H202V168L201 167H203V166H201L200 168H198V170L197 171H195V170H193L192 171V174L194 173H196L197 175H191L192 177L189 179V181L187 180L189 177H190V172H188L187 173V176L189 175V177H185V181L183 180H179V176L178 175H180L179 174V172H177V171H173V175H171V174H169V175H167L166 176V179L168 178V177H174L175 179H177V181L174 179V178H172L173 179V181H172V179H171V181H167L165 178H164V176L163 177H161L160 176V174L159 173H157L156 175H158V176H160V180H156L157 179V176L155 177V174H153V173H155V171H154V169H152L151 170V168H160L159 166L161 165V163H160V165L158 164L159 163V161H155V159H154V157L155 158H157V156H158V152H156V151H158L157 149L159 148V150L160 149H162V147L163 148H166L167 146H168V144H169V142H172L171 143V145L172 144H174L175 145V143L177 142L178 143V141L179 140H183V138H184V140H185V137L183 136V134L182 135H180L182 132H185V131H183V129L184 128H186L187 129V127H185V124L183 125V127H182V124H181V121L179 120V119H177V114H178V112H180V108L182 107V109H184L187 105L188 106H191V105H198V104H201V105H203V102L202 101H200V98H201V95L198 93V90H199V88H201V86L200 85H198V83H194V85H193V83H191V82H189V83H191V85H187V82L185 83V81H181L184 85H180V87L177 85V84H174L175 85V88L174 87H172V86H174V85H172V86H170L169 88H168V90H166L167 89V82L165 81L164 83H166V85L165 84H163V82H161L162 80H165V79H167L168 77H166V76H164V74L165 73H168V72H170V70L172 71V69H171V67H173V70L175 69V67H178V66H176V65H179L180 63H179V61L181 60V59H185V61L184 60H182V61H180V62H182V63H185V64H183V65H187L186 67L188 68V69H193V70H190V71H197L196 69H195V67H197L196 65H198L199 63H201V61H203L205 58L204 57H206V56H208V54H210V51L208 50V47H207V50L209 51V52H207V53H205V50L204 49H201L200 50V48H197V47H195V46H193L192 45V43L191 42H188L190 39H191V33L190 32H187V33H185V32H183V33H185V35L186 36H184L183 34H180L179 36L181 37V38H179V40L180 39H182L183 40V38L185 39V41H184V43H183V41H177L178 39H176L175 40V38L173 37V39H174V43H172V42H169V41H171V40H169V39H165V40H167L168 41V44L166 45L167 47L169 46V49L167 48V52H166V50H164V49H166V48H164L165 46H163V45H161V43H160V41H161V38L162 37H160V35H159V37L156 35V33L153 31L152 33H150L149 31H146V36L144 37V38H139L138 37V34L139 33H137V32H140L139 31V29H138V25H136V23L139 21L138 19H139V17L140 18H142L141 16H143V15H139V17H138V15H137V17L135 18V17H133V18H130V17H132V15H134V13H135V8H136V11L139 13V9H137V7H136V5H138L139 4V2L136 4L135 3V0H131L132 1V3H130V5L131 4H133V1H134V4L133 5H135V8H133L132 9V11L131 10H128L129 8V6H127L126 8V10H123V12H122V9H121V6H122V8H124V6L122 5V4H125V5H128L129 3L127 2V0L125 1V0H109L110 1V3L108 4V1L106 0H95ZM105 1V2H104ZM117 1V2H116ZM119 1H121V3L122 4H120V2ZM128 1H130V0H128ZM11 2H12V0H11ZM49 2V3H48ZM62 2V3H61ZM69 2V1H68ZM115 4H114V3ZM165 1L163 0V2H160V4H159V6H157L156 8H157V10L159 11L158 13L159 14H153V16H151V15H148V16H144L145 18L146 17H148V18H146V19H149L150 17H156L157 19H158V22L160 21V23H159V26H161V28H162V26L164 27V25L166 26V27H164V28H162V29H166L167 27V29H173L174 28V30H175V28H177V27H175L176 25H177V23L175 22V21H177V22H179V18H178V13H177V9H175V10H173L172 11V7L173 6H170L169 7V11H168V8L167 9H165L164 7L166 6V7H168V5H167V1H166V4H161V3H164ZM0 3H2L1 2V0H0ZM5 3V2H4ZM7 3V2H6ZM39 3V4H38ZM45 3V4H44ZM106 3V4H105ZM128 3V4H127ZM24 4V5H25ZM117 4H120V9H119V7H114V6H116ZM1 5V4H0ZM7 5V4H6ZM33 5V4H32ZM111 5V6H110ZM132 5V6H133ZM162 5H163V8H162ZM263 5H264V0H263ZM4 6V5H3ZM3 6H1V12L2 13H4V14H0V17H1V19L0 20H2L3 21V23L6 25V26H10V27H8V31L7 32H2V29L4 30L5 28H3L4 27V25L3 24H1L2 22H0V24H1V26H0V45H5V44H7L8 42H10V41H7V39L10 37V36H12L11 34H12V32L14 31L13 29H20L21 27H22V25H23V23L22 22H20V21H17V20H20V19H17L16 17V21H13V19H15L14 17H13V19H12V21L11 22H9L10 20L7 18V16H5V14H6V10H5V8L3 7ZM58 8H57V7ZM65 6V7H64ZM99 6V7H100ZM110 6V7H109ZM4 9H3V8ZM37 7V8H36ZM55 7V8H54ZM65 9H64V8ZM7 8V7H6ZM52 8H53V10H52ZM131 8V7H130ZM42 9V10H43ZM57 9H60V10H57V12H55ZM64 9V10H63ZM67 9V10H66ZM81 9H82V7H81ZM125 9V8H124ZM154 9V8H153ZM174 9V8H173ZM41 10V11H42ZM67 12H66V11ZM118 10V11H117ZM164 10H167V11H164ZM171 10V11H170ZM5 11V12H4ZM40 11V10H39ZM39 11H37L38 13H40ZM64 11H65V15H64ZM116 11V12H115ZM129 11H131V13L129 12ZM163 11H164V15L162 14L163 13ZM174 11H176V12H174ZM52 12V13H51ZM53 12H55V13H53ZM63 12V13H62ZM92 14H93V11H90ZM61 13H62V15H64V16H61ZM141 13V12H140ZM173 13V14H172ZM177 13V14H176ZM116 14H118L117 16H116ZM137 14V13H136ZM161 14V15H160ZM166 14H168V15H166ZM170 14V15H169ZM175 14L177 15V16H175ZM85 15H87V12L84 14V16ZM130 15V16H129ZM160 15V16H159ZM166 15V17H168V16H170V17H172V19H174L173 17H176L175 18V21H171L170 20V17H169V19L167 18L166 19V17H164ZM172 15V16H171ZM39 16H40V14H39ZM71 16V17H70ZM88 16V15H87ZM92 16V15H91ZM121 18V20L123 21V19L122 18H124V20L126 21H124V24L126 23V24H130L129 25V28L127 29V27H126V29L124 28V30H123V28L122 27H125V26H123V24H121L122 23V21L121 20H117L119 17ZM4 17H6L9 21V23L7 24V20H6V18H4ZM45 17H43V18H41V19H43L44 21H47V20H45L46 18ZM73 17V18H72ZM75 17V18H74ZM94 16H92V18H93ZM143 17V18H144ZM39 18V17H38ZM40 18H39V21H38V23L40 24V22L42 21V20H40ZM45 18V19H44ZM64 18V19H63ZM77 18V19H76ZM83 18H87L86 16L85 17H83ZM88 18H89V16H88ZM117 18V19H116ZM119 18V19H120ZM138 18V19H137ZM156 18H154L153 19V21H156L155 19ZM73 19V20H72ZM82 19V18H81ZM127 19V20H126ZM129 19H130V22L132 21V23H133V25H136V26H131L132 25V23H130L129 22ZM151 19V18H150ZM160 19V20H159ZM161 19H162V21H161ZM165 19H166V24H164L163 23V21H165ZM38 20V19H37ZM136 20H138V21H136ZM171 21V22H169L170 23V26H172V24H174L175 23V26L173 27H169L167 24H169V23H167L168 21ZM22 21V20H21ZM71 21V22H70ZM128 21V22H127ZM17 22H20L19 24L17 23V25H16V23ZM135 22V23H134ZM22 23V24H21ZM43 23V22H42ZM41 23V24H42ZM162 23V24H161ZM65 24H67V25H65ZM74 24V23H73ZM138 24V23H137ZM71 27H70V26ZM75 25V24H74ZM16 26V27H15ZM39 26V27H40ZM89 26V27H90ZM60 27V28H59ZM73 27H74V29H73ZM105 27V28H104ZM112 27H113V25H112ZM118 27L120 28V30L122 29V32L120 31V30H118L119 32H117L116 31V29H118ZM11 28H13L12 30H10L9 31V29H11ZM58 28V29H57ZM77 28V29H76ZM91 28H89L90 30H91ZM134 29V34H133V31L131 30V29ZM6 29H7V27H6ZM5 29V30H6ZM58 30L59 31V33L56 31L55 33H53L55 30ZM61 29V30H60ZM83 29V28H82ZM45 30H47V32H48V30H49V33H46V31ZM72 30H74V31H72ZM77 32H76V31ZM12 31V32H11ZM109 32H110V30H108ZM117 32V34L115 35L114 34V32ZM163 31V30H162ZM8 32H11V34H9ZM76 32V33H75ZM79 32V33H78ZM101 32V31H100ZM99 32V33H100ZM6 33V34H5ZM57 33H58V35H57ZM78 33V34H77ZM137 33V34H136ZM143 33H145V32H143ZM50 34V35H49ZM56 34V35H55ZM60 34V35H59ZM127 34V35H126ZM153 36H152V35ZM154 34H155V36H156V38H155V36H154ZM5 35V36H4ZM81 35H85V37L87 38H85V37H83V36H81ZM134 35L136 36V39L134 38ZM150 35L152 36V39H153V41H152V39H149V38H151L150 37ZM3 36L6 38V39H3V40H6V41H4L5 42V44H4V42L2 41V38H3ZM104 36V37H103ZM184 36V37H183ZM190 36V37H189ZM8 37V38H7ZM54 37V38H53ZM81 37V38H80ZM91 38L93 37V36H90ZM117 37L115 38V39H117ZM119 37V38H120ZM186 37V38H185ZM12 38V37H11ZM11 38H10V40H11ZM50 38V39H49ZM83 38H85V39H83ZM61 39H65L64 40V44L66 45V46H68V47H70V48H66L65 49V47H64V44H62V41H61ZM90 39V38H89ZM93 39V38H92ZM113 39V38H112ZM139 39H140V43H139ZM144 39V40H143ZM159 40V45H161V46H159V45H157L158 43H157V40ZM9 40V39H8ZM91 40V39H90ZM105 40V41H104ZM138 40V41H137ZM242 40H244V39H242V38H240L239 37V40L237 41V43H241V44H244V43H246L245 41H244V43H243V41ZM84 41V42H83ZM93 41H94V39H93ZM136 41V42H135ZM143 41H144V44H142L143 43ZM156 42V44H155V42ZM166 41V42H167ZM175 41H177V42H175ZM191 41V40H190ZM82 42V43H81ZM162 42V41H161ZM180 42V43H179ZM55 43V42H54ZM97 43V44H96ZM104 45H103V44ZM164 43V42H163ZM191 43V44H190ZM71 44V45H70ZM73 44H75V45H73ZM114 44H115V46L118 48V50L116 51L114 48ZM166 44V43H165ZM171 44H173V45H171ZM183 46H182V45ZM190 44V45H189ZM155 45V46H154ZM156 45L157 46H159V47H157L158 48V52L155 50V48H156ZM58 46V45H57ZM100 46V47H99ZM138 46H140V47H138ZM163 47V48H162ZM174 47H178L177 48V50H176V48L174 49ZM180 47H184V50H185V52H187L188 51V53L189 54H191L190 55V58L192 57V55L194 56L192 59H190L189 58V54H186V53H183L182 52V49H181V52H180ZM64 48V49H63ZM116 48V49H117ZM137 48V49H136ZM141 50H140V49ZM153 48H154V50H153ZM156 48V49H157ZM173 48V49H172ZM205 48V47H204ZM135 49H136V52H140L139 54H142V55H139V54H132V51L133 52H135ZM142 49L144 50V51H142ZM70 50V51H69ZM148 50H149V52H148ZM153 51V52H151V51ZM162 50H164V51H162ZM183 50V51H184ZM200 50V51H199ZM204 50V52L202 53V51ZM119 51V52H118ZM122 53H121V52ZM142 51V52H141ZM146 51L149 53V54H151V56H148V53H147V55H146ZM159 51H161V52H164V55L162 54V53H160ZM171 51V52H170ZM85 52V53H84ZM101 52V51H100ZM123 52H125V53H123ZM155 52V53H154ZM166 52V53H165ZM175 52H177V53H175ZM193 52V53H192ZM202 53V54H204L205 53V55H203V60H202V56L200 55V57H198V53ZM251 52V51H250ZM118 53H121V54H118ZM143 53H145V54H143ZM154 53V54H153ZM156 53H159V54H156ZM185 54L186 56H182L181 54ZM197 53V54H196ZM199 53V54H200ZM119 56H117V55ZM125 54V55H133V57H136V60L138 59V60H146V56H148L149 57V60H147V61H145L144 62V64L146 65V67H145V65L143 64V63H141V61H138L137 62V64H139V67L137 66V65H133V64H136V62H135V60H134V58L132 57V56H130V57H126L125 55L123 56V55ZM162 54V55H161ZM171 54V55H170ZM177 55V56H179L180 55V57H183V58H180V57H177V56H174L173 57V59L171 58L172 57V55ZM250 54V55H249ZM247 53L246 55H247V57H248V55H249V57L248 58H250L251 56H253V53L251 52V53ZM252 54V55H251ZM94 55V56H93ZM117 57H116V56ZM120 55H121V58H120ZM152 55H153V57H154V62L152 61L153 60V58H151L152 57ZM158 55V58H159V56H162V57H160L159 59L156 57ZM170 55V57H168ZM87 56V57H88ZM96 56V57H95ZM116 58H115V57ZM164 56H165V58H164ZM198 58H197V57ZM102 57V56H101ZM123 57H126L125 58V60H123ZM156 57V58H155ZM186 57V58H185ZM73 58V57H72ZM127 58H128V61H127ZM129 58H131L130 60H129ZM152 60H151V59ZM180 58V59H179ZM254 58V57H253ZM253 58L251 57L250 59H251V62H253L254 63V61H253ZM17 59V58H16ZM71 58L69 57V60H70ZM99 59V58H98ZM133 59V61L135 62V63H133V61H131ZM164 59V61H162ZM168 59L169 60H171L170 62H169V64L168 63H166V64H168V65H165V61H168ZM176 59H179L178 61L176 60ZM186 59H187V61H186ZM250 59H249V61H250ZM15 60V57L14 56H11V58H10V60H9V62L10 61H12V62H10L12 65H13V63H14V66H15V72H16V70L18 71V70H24L26 73H27V75L28 74H30L31 75V72H32V74L33 75H36V71L33 73V69L31 70V69H29L28 67H26L27 69H22L23 68V65L21 64V65H19V66H17L16 67V65L17 64H20V60H16V61H14ZM68 60V61H69ZM143 60V61H144ZM157 60H159V61H157ZM160 60L162 61V62H164V64L163 65H165L164 67L165 68H162L161 66H159L160 64H158L157 62H160ZM194 60L196 61V63L194 62ZM199 60H200V62H199ZM71 62H72V60H70ZM73 61H75L74 59H73ZM125 61V62H124ZM127 61V62H126ZM149 61H150V63H149ZM156 61V62H155ZM172 61H174V62H172ZM189 61H190V63H189ZM192 61H193V63H195V66L194 65H192L193 63H192ZM151 62H153V63H151ZM172 62V63H171ZM250 62V63H251ZM120 63H122V65L120 64ZM133 63V64H132ZM148 63V64H147ZM158 65H157V64ZM176 63V65H174V64ZM178 63V64H177ZM127 64V65H126ZM143 64V65H142ZM149 64H150V66L152 67V70H151V67H149L150 68V70L151 71H149V70H147V72H148V74H146L147 72H145L146 71V69H149L148 68V66H149ZM170 64H172V65H170ZM189 64H190V68L188 67L189 66ZM252 64V63H251ZM126 65V66H125ZM130 65V66H129ZM162 65V64H161ZM162 65V66H163ZM170 65V66H169ZM125 66V67H124ZM142 66H144L143 68H145L144 70H141V69H143L142 68ZM159 66V67H158ZM128 68V71H127V68ZM136 68H138V69H136ZM141 68V69H140ZM166 68H168V69H166ZM28 69H29V71H28ZM157 69V70H156ZM159 69H160V71H159ZM167 70V71H166ZM138 71H140L141 73V75L142 76H140L139 78H138V76L140 75H137L138 73H136V72H138ZM142 71H143V73H142ZM152 71H154V74H153V72ZM164 71H165V73H164ZM90 72H92L91 70H90ZM144 72H145V74H146V76H145V78H143V76L145 75L144 74ZM152 72V73H151ZM159 72L165 77H163L161 74L160 75H158L159 74ZM151 73V74H150ZM156 73V74H155ZM164 73V74H163ZM148 75V76H147ZM154 75H157V78H156V76H154ZM165 75H167V74H165ZM29 76V75H28ZM55 78L57 77V75L55 76V75H53ZM52 76V77H53ZM61 76V75H60ZM153 76V77H152ZM162 76V77H161ZM64 78H66L65 76H63ZM143 78V81H142V79H140V78ZM161 77V78H160ZM58 78V77H57ZM62 78V77H61ZM61 78H58L57 79V81L54 79V84L56 83L58 86H56V87H58L59 89H64V87H65V89H70V87H71V85H70V82H71V79L69 78L67 81H66V83L67 84H65V80H63V79H61ZM155 80H154V79ZM159 78V79H158ZM164 78V79H163ZM95 79H96V76H95ZM118 79V80H117ZM158 79V80H157ZM240 79V78H239ZM139 80V81H138ZM153 80V81H152ZM168 81H169V78L167 79ZM171 80H173V79H170V81ZM140 81L142 82V83H146V84H148V85H144L143 86V84L141 85V84H139L140 83ZM148 81H149V83H148ZM158 81H160V83L158 82ZM229 82H227L226 83V81L224 80L223 82H225L226 83V86H224L225 84H223V87L222 88H220V89H224L225 91H226V93H228V91H231V90H233V91H231L232 93L235 91L234 90V88H236V87H233L232 86V88L230 87V81H235V80H228ZM68 82H69V84H68ZM130 82H131V84H130ZM136 82V83H135ZM172 82H174V80L172 81ZM139 85H138V84ZM158 83V84H157ZM228 83H230V84H228ZM170 84H171V82H170ZM179 84H180V82H179ZM228 84V85H227ZM67 85H69V87L67 88ZM137 86V87H135V86ZM177 85V86H176ZM189 86V87H185V86ZM197 85H198V87H197ZM62 86H63V88H62ZM145 86H147V87H145ZM160 86V88L159 89H161V91L163 90H165V92H166V94H167V96H165V97H167V99L166 98H164L163 100H162V97H161V99L159 98V99H157L156 97H157V95H156V93H157V91H158V93H159V90H157L156 91V89L158 88V87ZM165 86H166V89H165ZM193 86H195V89H198V90H196V91H194V93H193V90L191 89V88H193ZM142 87V88H141ZM150 87H151V90H150ZM184 87V89L186 90V88H188V89H191L192 91H191V93L190 92H188V91H190V90H188V91H183V89L182 88ZM225 87L227 88V89H225ZM133 88V89H132ZM144 88V89H143ZM164 88V89H163ZM172 88H174L173 90H172ZM177 88H181V90H180V92L181 93H185L186 92V94L188 95V93H190L188 96H186L185 94L184 95H182L181 96V94H180V92H177V91H179V89H177ZM203 88V87H202ZM201 88V89H202ZM230 88V89H229ZM139 89V90H140ZM170 89V90H169ZM76 90H78V89H76ZM76 90H74V92H73V94H75V96H71L69 99V103L70 104H72L71 106H73L74 105V103L76 104V102H79V104H77L76 105V107L78 108V109H80V110H84V107H88V106H91V105H93V103L92 102H90V101H88L87 102V98H83V96H82V92H80L79 91V93H78V91H76ZM80 90V89H79ZM172 90V91H171ZM175 90V91H174ZM161 91H160V93H161ZM171 91V92H170ZM200 91V90H199ZM206 91V90H205ZM210 91H211V94H214V91H216L217 93H220L219 92V90L215 87V88H211L210 89ZM135 92V93H134ZM154 92H156V93H154ZM168 92V93H167ZM173 92H177V93H179V94H175V93H173ZM188 92V93H187ZM231 92H229L228 94H230ZM81 93V94H80ZM150 93V95H154L155 94V96H153V99H152V96L150 97L148 94ZM164 93V92H163ZM172 93V94H171ZM116 94H115V96H116ZM171 96H170V95ZM175 94V95H174ZM216 94V93H215ZM84 95V94H83ZM160 95V94H159ZM164 95H165V93H164ZM163 94H161L160 96H164ZM168 95H169V97H168ZM172 95H173V97H172ZM217 95V94H216ZM85 96V95H84ZM147 96V97H146ZM81 98V102L79 101V100H77L78 98ZM116 97V98H117ZM177 97V103H175L176 102V98ZM77 98V99H76ZM145 98V99H144ZM170 98H172V99H170ZM186 98V100H184ZM84 99H85V101H86V104H85V101H84ZM147 99H149V100H147ZM180 99H182V101L180 102ZM82 100H83V102H82ZM152 100V101H151ZM173 102H172V101ZM67 101H68V99H67ZM67 101H65L66 103H67ZM123 101L125 102L124 104V106H123ZM129 101V102H128ZM149 101V102H148ZM185 101V102H184ZM156 102V103H155ZM188 102L190 103V104H188ZM197 102H198V104H197ZM68 103V105H70ZM81 103V104H80ZM89 103V105H87ZM164 103V104H163ZM170 103V104H169ZM182 103V104H181ZM183 103H185L186 104V106L183 104ZM147 104V105H146ZM149 104V105H148ZM160 104V105H159ZM179 104H181V105H179V107H178V105ZM28 105V104H27ZM118 105V106H117ZM143 105V106H144ZM171 105V106H170ZM172 105H173V107H172ZM183 105H184V107H183ZM159 106V107H158ZM160 106H164V108H165V106H166V108L164 109V110H167V113H166V111H165V113H166V115L167 116H169L170 118H171V120H170V118L168 117V119H169V121L168 122H164V128H165V130H163L162 128V126L160 127V129H159V125H158V128L157 127H153V129L151 130L150 129V126L152 127L153 126V124H152V122L149 124V121L150 120H147L148 118L146 117V116H149L150 114H151V116L154 114L153 112H152V110H151V108L153 109V111L155 112V113H157V114H155L156 116L158 115V114H160V112L159 111H161L163 108L162 107H160ZM167 106L170 108H168L167 109ZM193 106H191V107H193ZM148 107H149V110H148ZM178 107V108H177ZM112 108H113V106H112ZM160 108V109H159ZM100 108L98 107L97 108V113H98V111H101V109L99 110ZM123 109V110H122ZM155 109V110H154ZM159 109V110H158ZM180 109V110H179ZM193 109V108H192ZM164 110L163 111H161V114L162 113H164ZM174 111V113L173 112H169V111ZM175 112H177V114L175 113ZM193 112V111H192ZM146 113H149L148 115H146ZM153 113V114H152ZM169 113H171V114H169ZM195 112H193V114H194ZM99 114H100V112H99ZM98 114V115H99ZM160 114V115H161ZM174 114V115H173ZM155 115L153 116V117H155ZM160 115H158V116H160ZM164 115V114H163ZM100 116H101V114H100ZM200 116H201V118H200ZM131 117V116H130ZM129 117V118H130ZM99 118V117H98ZM152 118V117H151ZM5 119H7V118H4V120ZM25 119V120H24ZM155 119H156V117H155ZM159 120V119H158ZM6 121V120H5ZM173 121V122H172ZM189 122V124H190V126L192 125V123H193V125L192 126H194V128L191 126V128H192V130H195L194 132H195V134L196 133H203L204 135H210V131H211V127H210V125H208V122L202 117V115L198 112V114H197V112L191 117H189V120H188ZM14 122V123H13ZM22 122V123H23ZM192 122V123H191ZM165 123H167V124H165ZM179 123L181 124V127H180V125H179ZM24 124V125H25ZM34 124V122L33 123H30L29 124V127L30 126H32ZM99 124H102V123H99ZM187 124V123H186ZM17 125V126H16ZM23 124H22V127L24 126ZM150 125V126H149ZM156 125V124H155ZM163 125V124H162ZM157 126V125H156ZM187 126H189L188 124H187ZM190 126H189V128H190ZM102 127V129H104V128H108V127H104L103 125L101 126ZM111 128V127H110ZM110 128H108V129H106V130H108L107 132H109L110 134H111V130L113 131L114 129H110ZM124 128V127H123ZM180 128V129H179ZM183 128V129H182ZM4 129V130H3ZM12 129H14V128H12ZM101 129V128H100ZM106 130H102V131H105L106 132ZM127 130V129H126ZM131 130V131H130ZM151 130V131H150ZM158 130H160V132L162 133V136H163V138L161 137V134L159 133V131ZM11 131H10V134H11ZM18 131V132H19ZM115 131V130H114ZM166 132V135H165V132ZM21 132V131H20ZM19 132V135H20V138H21V133ZM164 132V133H163ZM176 132V133H175ZM188 131H186V133H187ZM115 133V132H114ZM113 133V134H114ZM121 133V134H122ZM151 133V134H150ZM155 133H157L156 135H159L160 137H158V136H156L155 135ZM159 133V134H158ZM173 133H174V135H173ZM18 134V133H17ZM110 134H107V135H110ZM148 136H147V135ZM178 134V135H177ZM185 134V133H184ZM188 134H189V132H188ZM187 134V135H188ZM145 135H146V137H145ZM155 135V136H154ZM172 135V137L171 138H169V136H171ZM180 135V136H179ZM0 136H1V134H0ZM3 136V135H2ZM168 136V137H167ZM177 137L178 139H176L175 137ZM183 136V137H182ZM23 137H25L24 135H23ZM112 137V136H111ZM110 137V138H111ZM152 137V138H151ZM158 139H157V138ZM164 137H165V140H164ZM166 137L168 138V139H166ZM175 139H174V138ZM180 137V138H179ZM90 140H89V139ZM109 138V139H110ZM114 138V137H113ZM145 138V139H144ZM151 138V139H150ZM10 139V138H9ZM108 139V140H109ZM141 139H142V141L143 142H138V140L139 141H141ZM156 139V140H155ZM160 139H162L163 141L161 142V140ZM171 139V140H170ZM108 140H107V142H108ZM155 140V141H154ZM183 140V141H184ZM18 140L17 139H15V143L17 142ZM145 141H147V142H145ZM157 141L159 142V145L161 144V148L157 145L158 143H157ZM165 141V142H164ZM6 142H8V140L6 141ZM151 143V145L152 144H155V142L157 143L156 145H157V147L155 146V145H153L152 146V148H151V146H149L148 145V143ZM182 142V141H181ZM12 143V145H10ZM137 143H138V145H137ZM149 143V144H150ZM90 144H92L91 146H90ZM116 144V143H115ZM115 144H114V147L115 148H117L116 146H115ZM144 144H146V145H144ZM183 144V143H182ZM7 145V144H6ZM143 145V146H142ZM149 147H148V146ZM163 145V146H162ZM180 145V144H179ZM137 146V147H136ZM169 146H170V144H169ZM173 146V145H172ZM171 146V147H172ZM181 146V145H180ZM151 148L150 150H153V152H154V154H153V152L152 151H150L148 148ZM157 149H156V148ZM174 147V146H173ZM14 148L16 149V150H14ZM108 148V149H107ZM147 148V149H146ZM201 148V147H200ZM200 148L199 147H196V149L194 148V150L193 151H195V152H198L199 153V151H200ZM173 149V148H172ZM171 149V150H172ZM25 150V149H24ZM33 150V151H32ZM148 152H147V151ZM155 150V151H154ZM165 150H167V148L165 149ZM164 149L162 150V151H165ZM36 151V150H35ZM112 151V150H111ZM153 154H151L150 152ZM168 151H170V148H169V150ZM191 151V155H192V150H190ZM202 151V150H201ZM108 152V153H107ZM172 152V151H171ZM194 152V153H195ZM36 154H37V152H35ZM52 153H54V154H52ZM85 153V154H84ZM107 153V154H106ZM118 153V152H117ZM168 153V152H167ZM194 153H193V155H194ZM27 154V155H26ZM112 155V158L114 157V158H117V159H119V162H120V159L122 158V159H125V161H123V164L127 161V162H129V161H131V163H132V161L133 162H135L134 164L136 165V167H135V165H134V168H136V175L137 176H139L140 175V177H138L139 179H141V178H145V179H142V181H144V182H142L141 184L143 185L146 181H148L149 180V177L151 178V176H152V178L153 177H155V180H154V182H153V179H152V181L150 180V181H148V183H146L145 184V186H142V185H140V190H135V191H131L130 190V192H129V190H127V189H120V188H122V187H118V184L116 183L117 182V180H116V175H118V177L119 178H123V176H124V173H125V169H126V167L124 168V170H123V168H122V162H120V164L118 165H116V163L118 162L117 161V159L116 160H114V159H112L111 158V155ZM139 154V155H138ZM161 154V153H160ZM165 154H166V152H165ZM197 154V153H196ZM200 154H201V152H200ZM199 154V155H200ZM60 155V156H59ZM63 155V156H62ZM153 156V158L151 157L150 158V156ZM164 154H162V156H163ZM168 155V154H167ZM199 155H198V158H199ZM31 156H32V158H31ZM59 156V157H58ZM62 156V157H61ZM160 156V155H159ZM162 156H160V157H162ZM166 156V155H165ZM196 156V155H195ZM76 157V156H75ZM86 157H87V159H86ZM197 157V156H196ZM10 158L12 159V161L10 160ZM30 158V159H29ZM61 158V159H60ZM63 158V159H62ZM99 158V159H98ZM103 158V157H102ZM131 158H132V160H131ZM179 158H181V160L182 161H185V162H189L188 160L186 161V158L184 157V156H180ZM35 161H33V160ZM68 159H70V160H68ZM109 159H112V161H108ZM152 159H153V161H152ZM2 160H0V162H2ZM76 160V161H75ZM82 160V161H81ZM102 159H100V161H101ZM114 160V161H113ZM181 160L179 159L178 160V158H177V160H176V163H178V164H180V165H182L183 164V162L181 163ZM5 161H6V159H5ZM30 161V162H29ZM32 161V162H31ZM81 161V162H80ZM117 161V162H116ZM122 161V160H121ZM150 161H152L151 163H150ZM57 162V163H58ZM85 162V163H84ZM161 162V161H160ZM4 164H6V162H3ZM28 163H30V164H28ZM74 163H76V167L74 166ZM83 163H84V165H83ZM130 162H129V164H131ZM12 165V166H10L9 167V165ZM28 164V165H27ZM33 164V166L31 167V165ZM60 163H59V165L60 166H62ZM71 164V163H70ZM133 164V163H132ZM148 164V165H147ZM150 164H151V166H150ZM87 165V166H86ZM98 165V166H97ZM176 165V164H175ZM180 165H179V167H180ZM184 165V164H183ZM182 165V166H183ZM31 168H30V167ZM39 166H37V167H39ZM84 166H86V167H84ZM124 166H126V163H125V165H123V167ZM127 166H128V163H127ZM132 166V165H131ZM1 167V166H0ZM9 167V168H8ZM29 167V168H28ZM118 167L119 168H122V170H123V174H122V172L121 171H119V170H121V169H118ZM133 167V166H132ZM147 167V168H146ZM151 167V168H150ZM178 167V166H177ZM204 167H206V165L204 166ZM203 167V168H204ZM4 168V167H3ZM27 168V169H26ZM50 167H48V169H49ZM64 168V169H63ZM70 168V169H69ZM80 168H78L79 169V171L78 172H82V171H80ZM88 170H87V169ZM118 170H117V169ZM143 168V169H142ZM186 168V167H185ZM188 168H190V167H188ZM188 168H187V170H188ZM1 170H2V168H0ZM8 169V170H7ZM12 169V170H11ZM35 169H37V168H35ZM42 169V168H41ZM73 169H72V171H73ZM77 169V168H76ZM76 169L74 170V171H76ZM77 169V170H78ZM115 169H116V174H114L115 173ZM0 170V171H1ZM28 170V171H27ZM50 170H52V168H50ZM112 170V172H110ZM139 170V171H138ZM161 169H159V171H160ZM25 171H26V173H25ZM96 171H98V172H96ZM150 171L152 172V174L150 173ZM158 171V172H159ZM195 171V172H194ZM205 171V170H204ZM34 172V173H33ZM39 172H40V170L37 172L38 174H39ZM82 172V173H83ZM108 172V173H107ZM140 172V173H139ZM168 172V171H167ZM172 172V171H171ZM24 173V174H23ZM45 173V174H46ZM51 173V174H50ZM146 174V175H149L147 178H146V176L144 175L143 176V174ZM170 173V172H169ZM15 174V175H14ZM32 174V175H31ZM50 174V175H49ZM178 174V175H177ZM202 174H204V176H202ZM13 175L15 176L14 178H13ZM21 175H24L23 177L21 176ZM55 175V176H54ZM107 175H110L111 177H112V175H114V176H116V177H112L113 179V181L111 180V177L110 176H108L107 177ZM142 175V176H141ZM175 175H177V177L178 178H176L175 177ZM201 175V176H200ZM17 176V177H16ZM28 176H32V178L34 179V183H35V181H36V179H38L37 181H39V182H41V183H38V184H34L33 182H30L29 180L31 179V177H29L28 178V180H27V177ZM121 176V177H120ZM182 176H185V174L183 173L182 174ZM182 176H180V178L182 179V178H184V177H182ZM196 176V177H195ZM197 176H200V177H197ZM22 179H21V178ZM26 177V182H25V178ZM36 177V178H35ZM43 177H44V175H43ZM66 177V176H65ZM103 177V178H102ZM117 177V178H118ZM194 177V178H193ZM52 178V179H51ZM60 178V179H59ZM108 178V179H107ZM162 178H163V180H162ZM193 178V179H192ZM197 178V179H196ZM200 178V179H199ZM21 181H20V180ZM53 179H54V181H53ZM104 179V180H103ZM111 181H110V180ZM159 179V178H158ZM169 179V178H168ZM195 179V180H194ZM20 182H19V181ZM103 180V181H102ZM28 181L30 182L29 184H28ZM36 181V182H37ZM109 181V182H108ZM115 181V182H114ZM174 181H176L177 183H174ZM209 181V182H208ZM5 182V183H4ZM7 182H8V186L9 187H5V186H7ZM11 182V183H10ZM15 182V183H14ZM19 182V183H18ZM105 182H107L108 184H105ZM151 182V183H150ZM170 182H171V184H170ZM181 182V183H180ZM209 184H208V183ZM4 183V184H3ZM24 183H25V185H24ZM31 183H33L32 184V186L30 187V189L31 188H33V190L34 191H32L31 192V190H29L28 191V195L27 194H25L24 192H22V191H25L26 192V190H23V188H22V184H23V186H27V185H31ZM61 183H62V186H61ZM109 183H111V184H109ZM205 183H207L208 185H212V187L214 188L213 190H217L218 192H219V196H217L218 195V193H217V195H206V193H205V195L204 194H202L201 192H199V193H201L203 196H201L199 193V196H198V194L197 195H195V196H197V197H200L199 199L197 198V197H195L194 196V194H196L197 193V191H198V189H200L201 187L200 186H203ZM211 183V184H210ZM12 184V185H11ZM151 184V186H149ZM206 184V185H207ZM214 184H216V185H214ZM106 185V186H105ZM110 185V186H109ZM12 186V187H11ZM58 186H60L59 188H58ZM65 186V185H64ZM97 186V185H96ZM115 186H117V188L115 187ZM149 186V187H148ZM236 186V189L234 188ZM200 187V188H199ZM205 187V186H204ZM211 187V188H212ZM108 188H107V190H108ZM203 188V187H202ZM206 188V187H205ZM221 188V189H220ZM222 188H224V189H226V190H223ZM238 188H239V191H238ZM4 189H6V191L4 190ZM24 189H28V188H24ZM60 189H61V191H60ZM143 189V190H142ZM196 189H197V191H196ZM227 189H228V191H227ZM127 190V191H126ZM203 190V189H202ZM210 190V189H209ZM212 190V189H211ZM237 190V191H236ZM109 191H111V190H109ZM122 191H123V193H122ZM136 191L138 192V194L136 193ZM224 191V192H223ZM39 192V193H38ZM62 192V193H61ZM135 192V193H134ZM196 192V193H195ZM209 191H207V193H208ZM221 192V193H220ZM30 193V194H29ZM118 193V194H117ZM120 193V194H119ZM126 193H127V195H126ZM211 193H214V191H212ZM216 193H214V194H216ZM20 194H23V195H20ZM33 194H34V196H33ZM91 194H93L94 196H95V198L93 197V195H92V199L93 200H89L90 198L89 197H87V196H90ZM117 194V195H116ZM123 194V195H122ZM132 194L134 195V196H132ZM136 194V195H135ZM234 194H237L236 196H234ZM240 194V195H239ZM40 195H46L47 197H41L40 198ZM84 195V196H85ZM120 195H121V197H120ZM221 195V196H220ZM243 195V196H242ZM132 196V197H131ZM193 196H194V198H195V200H194V198H193ZM241 196V197H240ZM37 197V198H36ZM38 197L42 200V199H44V200H42L41 202H39L40 201V199H38ZM48 197H50V198H48ZM51 197H53L52 199H53V201H52V199H51ZM59 197V198H58ZM61 197V198H60ZM62 197H63V199H62ZM91 197V196H90ZM111 197V202H110V200H109V198ZM135 197V198H134ZM34 198H36L35 200H34ZM46 198V199H45ZM66 200H65V199ZM119 198H121L120 200H119ZM137 198V199H136ZM190 198V199H189ZM238 198V199H237ZM53 202H51L50 200ZM57 199V200H56ZM61 199V200H60ZM105 201H104V200ZM113 199H115L116 201H114L113 202ZM140 199V200H139ZM182 199V200H181ZM184 199V200H183ZM187 199L191 202H189V201H187ZM196 199H198V200H196ZM237 199V200H236ZM31 200V201H30ZM32 200L34 201V203H35V201L37 202V200H38V203H35L34 204V206H32L33 205V202H32ZM64 202H63V201ZM109 200V201H108ZM172 200V202H171V204H174L172 207H171V205H170V201ZM174 200V201H173ZM180 200V201H179ZM236 200V201H235ZM60 201H62V202H60ZM69 201V202H68ZM71 201V202H70ZM84 201V202H83ZM185 201H187V202H189L190 204H188L187 202H185V203H187V204H184V202ZM236 202V204H234L235 202ZM243 201V202H242ZM50 202V203H49ZM69 203L68 204V206H67V203ZM102 202V203H101ZM139 202H142V203H139ZM176 202H177V204H176ZM179 202H180V204H179ZM240 202V203H239ZM39 203H41V204H39ZM66 205H65V204ZM82 203H83V205H82ZM94 203V204H93ZM111 203H112V205H111ZM119 203V204H118ZM239 203V204H238ZM30 204H31V206H30ZM48 204H46V205H48ZM50 204H51V207H50ZM85 204V205H84ZM113 204H114V207H113ZM170 205V207L168 208V206ZM65 205V206H64ZM93 206V209L95 210V211H90L89 209H88V212L89 213H86V215H84V213H85V208L84 207H86V209H87V207L88 206ZM94 205H96V206H94ZM190 205V206H189ZM62 206H64L65 208L63 209V207ZM80 206H82V207H80ZM109 206V207H108ZM207 206V207H206ZM27 207H30V208H27ZM44 207V206H43ZM46 208H47V206H45ZM77 207H79V212H78V210L77 211H75L74 209H78ZM141 207V208H140ZM21 208L23 209V210H21ZM34 208H36V207H34ZM89 208H91V207H89ZM96 208V209H95ZM170 210L171 209V211H169L168 209ZM6 209V210H5ZM27 209H29L28 211H27ZM92 209V208H91ZM92 209V210H93ZM19 210H21L20 212H19ZM25 210H26V212H25ZM39 210V209H38ZM16 211H17V213H16ZM23 211V212H22ZM47 211V210H46ZM58 211H60V212H58ZM73 211V212H72ZM97 211V212H96ZM22 212V213H21ZM62 212H65V213H62ZM75 212H77L76 214H79L80 212H82L83 213V215L81 216V217H83V218H77V219H73V221L74 220H77V222H79L78 224H76V222L74 223V224H72L73 223V221H72V218L71 217H73V215L72 214H74ZM4 213V214H3ZM21 213V214H20ZM48 213V214H47ZM8 214V215H7ZM16 214H17V216H16ZM51 214V215H50ZM68 214V215H69ZM88 214V215H87ZM91 214V215H90ZM19 215V216H18ZM48 215H50V216H48ZM142 215V216H141ZM4 216H5V218H4ZM88 216V217H87ZM90 216V217H89ZM92 216V217H91ZM138 216V217H137ZM162 216H165V217H163L162 218ZM65 217V218H64ZM68 217V216H67ZM76 217H78V216H76ZM85 217V218H84ZM9 218V219H8ZM16 218V219H15ZM57 218V217H56ZM86 218H88V220H86ZM97 218V219H96ZM50 219V218H49ZM82 219H84V220H82ZM6 220H7V222H6ZM17 220V221H16ZM52 220V219H51ZM103 221V223H102V221ZM2 221H4L5 223L4 224H2ZM9 221V222H8ZM71 222V223H70ZM11 223H13V224H11ZM61 223V222H60ZM87 223V225H85ZM69 224H72V226H73V228H72V226L71 225H69ZM79 224H80V226H82V228H79L80 226H79ZM84 224V225H83ZM75 225H78V227L77 226H75ZM1 226H0V233H2L3 235H2V237L3 236H5L4 235V232L2 231V229H1ZM69 227H71V228H69ZM4 228H6V227H4ZM56 229H57V227H56ZM60 229V230H59ZM76 230L77 229V232L76 231H74V230ZM6 230V231H5ZM4 231L5 232H7V229H5ZM21 231H22V228L20 229ZM19 230V233H21V231ZM55 230V229H54ZM53 230V231H54ZM77 233L78 235H74V233ZM82 232V233H81ZM23 233H25V232H23ZM70 233V234H69ZM6 234V233H5ZM80 234H83L82 236V240H81V236H80ZM21 235V234H20ZM56 235V236H55ZM70 235V236H69ZM73 235V236H72ZM239 235V236H238ZM0 236H1V234H0ZM58 236V237H57ZM75 236V237H74ZM72 237H74L73 239H72ZM1 238V237H0ZM211 238H212V240H211ZM57 239V240H56ZM72 239V240H71ZM66 240V241H65ZM65 241V244L63 243ZM50 244H49V243ZM68 242H72L71 243V248H70V250H67V249H69V246L70 245H68V246H66V243H68ZM78 242V243H77ZM58 243V244H57ZM52 244V245H51ZM70 244V243H69ZM80 244V245H79ZM76 245V246H75ZM50 246V247H49ZM65 246V247H64ZM39 247V246H38ZM168 247V248H167ZM65 248H66V250H65ZM218 248V249H217ZM243 248V249H242ZM0 264L3 262L4 264H7L6 262H8L7 260H8V258L9 257H11L10 256V254H9V256H7L8 254H6V256H5V254H4V252H2V248L0 247ZM52 249V250H51ZM57 249V251H55ZM174 249V250H173ZM165 250V251H164ZM219 250V251H218ZM42 251H43V253H42ZM53 251V252H52ZM49 252V253H48ZM52 252V254L51 255H53L52 257H53V259L50 257L51 255H50V253ZM243 252V253H242ZM42 253V254H41ZM156 254H158V255H156ZM3 255V258H7V259H5V261H4V259L1 257ZM45 255V256H44ZM48 255H50V256H48ZM47 256H48V259H47ZM171 257V259H170V257ZM14 258H15V256H14ZM17 258V257H16ZM15 258V259H16ZM168 258V259H167ZM14 259V260H15ZM46 259V260H45ZM18 260V259H17ZM16 260V261H17ZM41 260H40V262H41ZM48 260V262H45V261H47ZM174 261V263H172ZM239 261H241V262H239ZM245 261V262H244ZM9 262H11V261H9ZM39 262V264H41ZM169 262V263H168ZM2 263V264H3ZM17 263V262H16ZM16 263H14V264H16ZM13 264V263H12Z\"/></svg>",
  "mask_w": 264,
  "mask_h": 264
}]
</instances>
